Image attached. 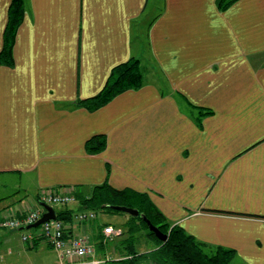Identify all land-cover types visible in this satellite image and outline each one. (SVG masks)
<instances>
[{
	"label": "crops",
	"instance_id": "1",
	"mask_svg": "<svg viewBox=\"0 0 264 264\" xmlns=\"http://www.w3.org/2000/svg\"><path fill=\"white\" fill-rule=\"evenodd\" d=\"M11 2L0 0V51ZM24 10L14 63L0 64V186L14 194L0 218L38 207L43 190L108 181L147 192L172 223L233 248L236 263L264 264V0L225 10L218 0H24ZM146 18L148 66L135 44ZM132 56L139 89L95 111L78 105ZM97 134L107 146L88 153ZM18 231L0 229V264L22 253L58 263Z\"/></svg>",
	"mask_w": 264,
	"mask_h": 264
},
{
	"label": "trees",
	"instance_id": "2",
	"mask_svg": "<svg viewBox=\"0 0 264 264\" xmlns=\"http://www.w3.org/2000/svg\"><path fill=\"white\" fill-rule=\"evenodd\" d=\"M237 0H218L220 9L225 10ZM24 0H12L9 7L8 22L4 33L3 47L0 51V64L13 65V46L16 32L24 18ZM144 83V75L141 60L132 56L127 61L114 66L110 75L99 93L94 96L80 99L78 105L95 111L110 103L117 95L131 89H139ZM210 113L206 111L205 114ZM107 137L105 134H97L86 142L88 153L97 154L105 150ZM37 195V205L39 203ZM78 207L66 208L58 211V217L70 219L75 209H93L99 213L122 214L128 217L123 224H112L121 227L123 233L112 242L104 244L101 241V233L95 235L97 251L101 254L110 252L111 246L120 254L119 258L106 261L105 264H145L149 261L157 264H232L236 257L233 248L221 245H211L200 241L194 235L188 233L180 224L169 221L150 198L147 192L135 189L115 188L108 181L95 185L91 192L78 190L74 193ZM14 194L0 198V201ZM25 197V196H24ZM122 205L136 208L141 214L147 216L151 222L161 231L168 234L166 241L160 240L151 230L142 217H135L114 209L113 206ZM110 223V222H109ZM106 224V222H105ZM145 233L154 246L147 251H140L138 243L140 236Z\"/></svg>",
	"mask_w": 264,
	"mask_h": 264
},
{
	"label": "built area",
	"instance_id": "3",
	"mask_svg": "<svg viewBox=\"0 0 264 264\" xmlns=\"http://www.w3.org/2000/svg\"><path fill=\"white\" fill-rule=\"evenodd\" d=\"M39 201L52 206L56 217L38 227H32L46 211L41 205L22 212L19 215L1 217L0 229L19 230L21 240L30 245L44 241L58 252L57 264H105L107 260L119 258L113 252L101 254L97 251L94 237L101 233V241L106 244L121 236L123 229L112 223H103L101 213L93 209H75L70 219L58 217V211L72 207L77 203L76 196L49 188L39 195ZM31 226V227H29ZM157 264V263H152Z\"/></svg>",
	"mask_w": 264,
	"mask_h": 264
},
{
	"label": "rangeland",
	"instance_id": "4",
	"mask_svg": "<svg viewBox=\"0 0 264 264\" xmlns=\"http://www.w3.org/2000/svg\"><path fill=\"white\" fill-rule=\"evenodd\" d=\"M156 1H158V0H156ZM150 23H151V18H149V19L146 18L143 21H141V23L139 24L140 25L139 28L137 27L135 30L136 34L139 36L137 39H135V44L139 47V49L142 48L143 55H144L143 59L145 61L146 66H148L149 62H150L149 61L150 60V58H149L150 57L149 56V54H150L149 47L146 44V42H147L146 39H147V36L149 34V28L151 26ZM8 194H9V190H5L4 188H2L0 186V197L6 196ZM73 206H78V204H74ZM101 214H102L101 215L102 218H104V219L108 218V221L106 223H109V222L112 223L113 222V224L114 223L115 224H123L128 219V217L126 215H122V214H118V215L117 214H114V215L111 214V217H110V214H108V213H101ZM103 223H105V222L103 221ZM21 232L22 231H18L19 238L21 237ZM138 246L140 248L139 249L140 251H147V250L151 249L154 246V244H153L152 240L149 237H147V235H145V233H143L140 236ZM29 251L34 252L32 250H29ZM110 252H112V246L110 248ZM20 255H22V256L10 255V256H8V258L3 263L4 264H36V263H38V261L41 260V258L39 256L33 255V253L31 255V257L24 256V253H22ZM117 256H120V254H117ZM152 263L153 262L149 261L145 264H152ZM232 264H239V263H236V261H233Z\"/></svg>",
	"mask_w": 264,
	"mask_h": 264
},
{
	"label": "water",
	"instance_id": "5",
	"mask_svg": "<svg viewBox=\"0 0 264 264\" xmlns=\"http://www.w3.org/2000/svg\"><path fill=\"white\" fill-rule=\"evenodd\" d=\"M39 203L46 209L47 212H45L43 214V216L37 222H35L33 225H31L32 227H38L39 225L48 221L49 219H53L56 217L55 209L52 206L45 204L41 201ZM113 208L120 210L124 213H127L129 215L135 216V217H142L143 220H145V222L147 223L149 230H151L160 240H162V241L167 240L168 234L161 231V229L159 227L155 226L151 222V220H149L147 218V216H145L144 214H141L138 209L128 207V206H122V205L113 206ZM31 226H29V227H31Z\"/></svg>",
	"mask_w": 264,
	"mask_h": 264
}]
</instances>
